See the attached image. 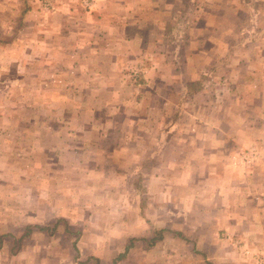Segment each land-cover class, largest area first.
I'll list each match as a JSON object with an SVG mask.
<instances>
[{
    "label": "crops",
    "instance_id": "0c3cea01",
    "mask_svg": "<svg viewBox=\"0 0 264 264\" xmlns=\"http://www.w3.org/2000/svg\"><path fill=\"white\" fill-rule=\"evenodd\" d=\"M55 1L69 7L57 6L50 16H44L38 14L40 6L32 7L31 0L19 3L23 23L29 22L30 10H35L34 40L15 49L22 67L18 82H26L28 90L11 105L7 95L0 97V222L15 220L7 227L23 229L16 235L9 231L12 235L7 236L12 242L23 243L52 236L53 229V234L58 233L59 219L65 218L61 213L68 212L59 208L58 200L66 201L70 195L73 198L77 190L87 196V203L79 202L87 211L78 244L88 240L93 246L87 255L80 253L85 259L77 256L76 264H123L128 259L163 264L176 253L175 261L188 258L189 264H239V259L246 264L260 259L259 264H264V235L259 233L264 229V205L258 204L259 198L253 201L260 195H256L257 187L249 186L257 172L251 175L243 166L246 162L257 167L264 163V21L260 23L264 8L251 13L245 11L248 0H224L232 18L240 13L249 21L262 18L256 26L249 22L245 30L238 27L234 33H227L225 47L214 40L202 47L205 33L197 24L200 11H178L173 23L182 26L174 34L178 37L176 51L183 55L180 62L179 55L173 58L171 49L161 46L164 21L167 23L161 20L165 13H159L158 4L163 0H91L90 4L99 7L84 13L69 9L74 5L79 9L87 1ZM255 1L264 7V0ZM144 3L146 8L142 10L139 7ZM249 10L254 12L253 7ZM142 14L146 18H140ZM187 19L195 35L192 42L183 30ZM156 25L161 27L154 31ZM144 35L150 37L146 43ZM242 35L254 36L255 40L243 44L239 42ZM234 36L239 37L235 40ZM2 41L0 47L8 48ZM186 47L193 51V58L186 56ZM30 49L35 50L32 59ZM46 49L48 53L43 51ZM47 54L51 58L48 61ZM144 60L145 73L138 81L129 78L131 66ZM30 62V71L42 64L53 66L29 74L25 80L21 75L31 68ZM5 63L0 64L1 69L9 67L8 61ZM160 95L157 105L148 103L150 96ZM139 103L153 111H142V107H136ZM175 111L180 119L172 124L169 118ZM27 127L31 133H27ZM25 134L34 138V145L28 148L31 155L21 150L19 137ZM136 147L144 149L149 161L155 159V163H146L147 169L136 166V152L131 151ZM65 149L77 159L60 163L64 169L57 174L53 161ZM129 154L134 164L122 175L120 164L129 161ZM95 157L102 161L110 157L116 167V177L95 179L102 188L98 192L94 191L95 184L85 183L95 177H88L86 168L97 163ZM101 174L105 176L106 172ZM99 179H116L118 184V180L129 179L126 192L135 197L130 207L135 212L142 205L139 196L155 194L166 223L162 218L137 216L135 226L129 229L117 217L121 204L105 203L111 196L110 184L106 187ZM141 179L143 190L138 183ZM92 195L104 199L103 205H89ZM251 198L252 203L247 205L245 200ZM88 205L95 212H105V217L87 219ZM52 213L58 217L53 223L46 222ZM224 233L228 240L223 238ZM2 238L0 257L24 255L20 249L18 253L10 248L3 251ZM65 238L62 235L60 240ZM76 244L74 240L71 246L76 249ZM177 245L181 246L177 247L179 251ZM253 245H261L255 249L258 254L261 248L260 257L251 259L249 253L242 258L241 248L252 250ZM107 251H111L108 260L103 258Z\"/></svg>",
    "mask_w": 264,
    "mask_h": 264
},
{
    "label": "rangeland",
    "instance_id": "374dc122",
    "mask_svg": "<svg viewBox=\"0 0 264 264\" xmlns=\"http://www.w3.org/2000/svg\"><path fill=\"white\" fill-rule=\"evenodd\" d=\"M87 1L84 4L80 5V8L78 9L79 5H74L75 7L73 9H69L72 10L73 13H84V12H91L92 9H97L99 7V5L95 4H90L91 0H84ZM19 3H21V0L19 2V0H0V40L5 43L7 46H9L8 48L4 47L1 48L0 47V64L1 63H5L8 61L9 63V67L4 70L0 68V97L1 96H6L7 95V99H9L7 101V103L9 105L13 104V102L15 101L14 99H17L19 97H21L23 95V93H25L26 90H28V86H26V82L25 84L23 83H19L18 82V75H20L21 69L22 67L19 66V58H18V51H15L16 47H18L19 44L26 45L31 43L32 41L30 39L34 40L33 37V33H34V29H33V19L35 18V10L33 8H37V6H40L38 10V14H42L44 16H46L47 14L50 16L51 12L53 10H55L57 8V6H63V7H69V5H56V1L55 0H31L32 3V11L30 10V16H29V22L26 21L25 23L21 22V19L23 17V12H22V6L20 7ZM191 3H195V7H193V4ZM224 0H184L180 3H177V0H163V3H159V13H165V16H161V20H167V23L164 21V25L162 29V33H163V37L160 38L161 41V46L166 45L168 48L171 49V51L173 53L172 56L173 58L175 57L176 59H178V56H180L179 61L181 62L183 55H182V51L178 52L176 51L177 48V40L178 37L175 32H177L176 28H180L182 26H175L176 24L173 23L176 19H177V15H178V11H182V10H187L190 11L193 8L197 9L199 13H201V15L199 16V18H197V24L202 26L203 29V33H205V35H203V37L201 36V45L202 47H204L205 45H209L213 43V40L215 42H219V45L222 47H225L227 45L226 40L228 39L227 37V33H231V32H235L236 29H238V27H240V30H245V27L248 26L249 22H251V24H255L256 26V22H259L261 19L259 20H248L246 15L244 13H240L237 15V17L232 18L233 16L229 15L228 10H227V6ZM156 4V3H155ZM142 6H140L139 8L142 10H145L146 8V4H141ZM245 11H249L251 13H257V11L263 10V6H260V3L256 2L255 0H248L247 3H245ZM20 7V8H19ZM91 7V8H90ZM125 7H128L125 6ZM253 7V11H250L249 9ZM25 12V11H24ZM72 15V14H71ZM140 15V14H139ZM38 17V16H37ZM146 18V14H142L140 16ZM165 17V18H164ZM132 20L134 19V17L131 18ZM131 19H129L128 21H130ZM139 19V18H138ZM264 20L260 21V23H262ZM20 22V23H19ZM29 23H31L32 27L30 25H28ZM144 24V23H142ZM146 24V23H145ZM175 24V25H174ZM186 26H184L183 30L184 32L186 31V35L187 37H191V42L193 39V36H195L193 34V32L189 29L190 27L188 26L189 24H191V20L187 19L185 21ZM238 25V26H237ZM40 27H43L41 25H39ZM159 25H156L154 27V31L156 29H158ZM252 27V26H250ZM149 29L152 30V28L150 27ZM148 29V30H149ZM192 29V28H191ZM212 29V31H210ZM147 31V30H146ZM182 31V30H181ZM216 31L215 35H212L211 32ZM182 33V32H181ZM37 36L39 37V33L37 32ZM236 37V38H235ZM237 37L239 36H234L235 40L237 39ZM47 39H49V35L47 36ZM150 39V37L148 35H144V43H146L148 40ZM206 39H210V41H206ZM253 40H255L254 36H240L239 37V42L241 43H247V42H252ZM181 42V36H180V40ZM229 42V41H228ZM235 43V42H234ZM44 45V42H43ZM181 49V48H180ZM191 48L186 47V56L190 55L193 58V51L190 50ZM190 50V51H189ZM44 52L48 53L49 50H43ZM33 53H35V50L30 49V52L28 53L30 55V59H32V55ZM25 55V59H28L26 53H23ZM50 54L46 55V61H48V59H51L50 56H48ZM48 56V57H47ZM204 60V59H203ZM146 60H144V62L139 63L137 65H132L130 68L131 70H129V72H127V74H129V78H131L132 80H137L139 79V76L141 77V75L143 73H145V68H147L146 65ZM31 63V62H30ZM5 65H7L5 63ZM50 65V66H49ZM18 68H17V67ZM53 65L51 63H47V64H42L41 66L37 67L35 69V71H39L40 69H43L45 67H47V69H50ZM134 66V67H133ZM49 67V68H48ZM33 70V64L31 63V68L26 69V73L21 75V76H25V80L27 78H29V74L34 75L35 71H30ZM17 71V72H16ZM58 78V77H57ZM25 88V89H24ZM158 89L155 90L156 94L158 95ZM155 92H153L155 94ZM177 92V89H175L173 91V93ZM249 92H251V90H249ZM20 93V94H19ZM166 96V95H165ZM161 95L159 96V98L156 96H150V101H148V103H152L153 105H157L156 101L161 102L160 100H156V99H161ZM164 97V96H163ZM27 101V100H26ZM16 102V101H15ZM28 102V101H27ZM140 106H136L138 108H143L142 111L144 110H152V108H146L144 106V104L139 103ZM16 118V116L14 117ZM180 119V117L177 116V111H175V113H173L171 115V117L169 118V122H172V124H175L177 122V120ZM154 119H152L153 121ZM17 131H20L18 128H14ZM27 133H31L29 130V127H27ZM20 140V145H21V150L23 151V154H27L31 155L29 152L32 153V149L28 150V148L32 145H34V138L32 136L29 135H24L22 137H19ZM135 150V154H136V158L137 159V165L143 169H147L146 163H155V159H153V161H149L150 159L145 155V151L144 149H137L133 148L131 149V151ZM160 150V149H158ZM156 151V147L152 149V152L154 153ZM60 151L57 152V155L59 154ZM67 150H63L61 153V156H58L59 159H56V161H53V164H55V168L57 170V174L61 172V170L63 171V167L64 165L60 164L62 162H65L66 159L70 160H75L77 159L75 154H69V150L68 153ZM158 153V152H156ZM256 154V153H255ZM254 156H250L249 159L251 158V160L255 157ZM70 156H72L73 158H68ZM129 154V161L120 164L121 169L119 170V172H122V175H125L128 173V170L131 168V165H133L134 163L131 162V158H130ZM139 155V157L137 156ZM264 155V154H263ZM43 156V154H42ZM110 157H104V161H102L100 159V157H95L94 159L97 161V163H93L92 165H87V176L90 177L91 175H95V177H93L92 179L90 178V180L85 181V183L91 182L92 184H95V188L94 191L98 192L100 191L102 188L98 187V180H95L97 178H104V179H108L109 177H113L115 176V172H116V167L115 165H113L112 160L109 159ZM27 163V160L25 161ZM67 163V162H65ZM72 163V162H71ZM104 163V164H103ZM30 166V165H29ZM238 165H235L234 167H237ZM243 166H245V170H249L252 173H256V176L253 177L252 175V181H249V186L252 187H257L255 192L256 195L260 197H254L253 201H258L257 199H260L261 205H264V163L262 165H259V167H257L254 163L252 164L251 162H246L243 164ZM239 168V167H238ZM95 169V170H93ZM106 169V170H103ZM92 170V171H91ZM98 170V171H96ZM90 171V172H89ZM103 171L106 172L105 176L104 174H101ZM74 173V172H73ZM75 174V173H74ZM114 175V176H113ZM104 176V177H103ZM116 177V176H115ZM104 179H99L100 183L103 185H105L106 187L109 185L108 187V191L111 193V196L107 197L105 203L107 204H121V210L119 211L117 214V217L122 219L124 222L127 223V226L129 229H131L132 227L135 226V224H133V221L136 222L137 221V216H139L142 219H152L153 217L158 218L159 220L161 219L163 221V223H166V218L164 217V213H162L163 211L161 210L162 206L160 204V202L157 199V196L154 194L153 196H139V198L141 199V203L142 205L139 206V211L135 212L133 210H131V205L134 202L135 197L129 193L126 192V189H128L126 186V183L129 179H125L123 181H119V184L114 181L116 179L111 180L110 182H107V180ZM95 180V181H94ZM131 181H133L131 179ZM134 182V181H133ZM137 182V181H136ZM139 183V188L142 189V179L138 181ZM147 183V181H146ZM97 186V187H96ZM143 190V189H142ZM76 192H74L73 195L74 197L72 198V195L67 197V200H62L59 198V203L58 205L60 206L59 208H63L64 210H68L67 213L63 212H57V214H64L65 218H60L63 220L59 219V232L56 234L54 232L53 229V233L51 234L52 236H38L40 238H37L36 242L34 240V238L31 239H27L25 242L23 243H18L17 241L12 242V238H10L7 235H12L10 233H7L9 231H12L14 233V235H16L18 232L19 234L22 232V228H18V227H7L10 226L11 224H15V220L7 222L5 219L2 220L0 222V235L3 236L4 238H2V247L4 248L3 251H7V248L11 247V251L17 252L19 249L20 251H22V253L24 255H19V254H13V257L7 259L6 257H0V264H76V261H79L78 259L82 260L85 259L82 256L87 255V253L92 251V246L93 245H89L88 244V240H82L80 244H78V241L81 239V233H82V227H81V221H82V217L86 215V211L87 209L85 208V211L82 208V205L79 203L81 200L85 203L87 201V196L85 195V192L83 191V194H80L81 192L75 190ZM104 191H101L100 193H103ZM127 193V194H126ZM80 194V195H79ZM255 195V193H254ZM147 197H149L150 199H147ZM83 198V199H82ZM90 199V204L89 205H93V207L99 208L101 205H103V201L104 199L101 198H97L96 196L92 195V197L89 198ZM246 199V198H245ZM148 200V201H146ZM156 200V201H155ZM87 203V202H86ZM154 203V205L152 204ZM245 203L251 204L252 203V198L251 199H247L245 200ZM257 204V205H258ZM89 205L87 206L88 208V217L87 219L89 220H98V219H102L105 217V212L103 211H93L92 208H89ZM260 206V205H259ZM260 206V207H262ZM82 208V209H81ZM73 209V211H72ZM171 212H177V211H171ZM56 213H52L49 214V218L46 222L49 223H53L55 221V219L58 217ZM137 214V215H136ZM138 217V218H139ZM176 219V216H174ZM264 217V216H262ZM264 219V218H263ZM175 224H177V220H173ZM130 222V224H129ZM161 221H158V224H160ZM52 225V224H51ZM260 234L264 235V229L260 228ZM19 230V231H18ZM94 232L96 230V228L92 229ZM63 236H65L66 241L64 239L60 238ZM188 235V239L190 241L193 240V237L190 235V233L187 232ZM223 238L224 239H229L226 236V233L223 234ZM4 239V240H3ZM264 239V236H263ZM1 240V239H0ZM75 240V242L77 243L76 245L78 246V248L74 249L73 246H71L72 242ZM1 242V241H0ZM243 243V242H242ZM236 246H239L238 243H236ZM243 246V245H242ZM257 247H260L261 245H256ZM256 246L253 245V249H249L247 248L243 250V248H241V257L244 258L243 256L246 254L248 255L250 253L251 259L253 258H259L260 257V249L258 248V254L256 253L257 251ZM177 247L181 246H176V250ZM238 249V248H237ZM243 250V251H242ZM2 252V250H0ZM179 251V250H178ZM240 251V250H239ZM19 252V251H18ZM17 252V253H18ZM254 252V253H252ZM81 253V255H80ZM110 253L111 251H107V253L104 255L103 254V258L108 260L110 258ZM178 255V253L174 254V256H170L168 259L170 260H164L163 264H184L181 263L182 261L189 264V260L188 258L180 261L177 260L175 261V259H173L174 257H176ZM77 256L79 257L77 259ZM256 256V257H255ZM259 256V257H257ZM74 261H73V260ZM257 262H254V264H259L260 263V259H256ZM239 264H246L245 261L239 259ZM136 262V263H135ZM139 262V263H138ZM196 262H199V260H196ZM146 264V261H135L134 259H128L126 260L123 264ZM158 264H161L160 262H157ZM205 262L203 261V264Z\"/></svg>",
    "mask_w": 264,
    "mask_h": 264
},
{
    "label": "trees",
    "instance_id": "16d2710c",
    "mask_svg": "<svg viewBox=\"0 0 264 264\" xmlns=\"http://www.w3.org/2000/svg\"><path fill=\"white\" fill-rule=\"evenodd\" d=\"M26 230V229H25ZM26 231H28V227H27V230ZM2 237L0 236V239H1ZM22 237H20V239H21ZM10 249H11V247H10Z\"/></svg>",
    "mask_w": 264,
    "mask_h": 264
}]
</instances>
